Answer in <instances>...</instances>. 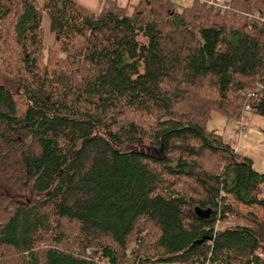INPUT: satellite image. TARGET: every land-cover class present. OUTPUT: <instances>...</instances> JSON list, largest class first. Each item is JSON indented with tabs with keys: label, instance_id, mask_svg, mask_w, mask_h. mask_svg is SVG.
Returning <instances> with one entry per match:
<instances>
[{
	"label": "trees",
	"instance_id": "1",
	"mask_svg": "<svg viewBox=\"0 0 264 264\" xmlns=\"http://www.w3.org/2000/svg\"><path fill=\"white\" fill-rule=\"evenodd\" d=\"M222 3L0 0V264H264V174L207 128L264 118V0Z\"/></svg>",
	"mask_w": 264,
	"mask_h": 264
},
{
	"label": "rangeland",
	"instance_id": "2",
	"mask_svg": "<svg viewBox=\"0 0 264 264\" xmlns=\"http://www.w3.org/2000/svg\"><path fill=\"white\" fill-rule=\"evenodd\" d=\"M37 1L38 3L42 2V0ZM125 2L126 0H120L121 5H124ZM130 2L131 4H134L136 3V0H130ZM191 2L192 0L174 1L179 10L183 7L189 6ZM98 9L99 7L95 10ZM46 25L47 24H45V26ZM45 42L46 45L52 43V36L48 33L47 28ZM248 116L246 121L241 122V120L227 119L215 115L208 122L207 128L210 130H216V132L222 136L224 142L232 144L236 152L239 154L241 153V155L248 156L252 160H259L261 156L264 155V118L256 114H248ZM242 125L245 126V130H241ZM254 168L259 171L262 170L257 166H254Z\"/></svg>",
	"mask_w": 264,
	"mask_h": 264
},
{
	"label": "crops",
	"instance_id": "3",
	"mask_svg": "<svg viewBox=\"0 0 264 264\" xmlns=\"http://www.w3.org/2000/svg\"><path fill=\"white\" fill-rule=\"evenodd\" d=\"M77 2L81 3V5H84L86 8L90 10H95L98 7L97 0H76ZM127 1V0H126ZM126 3V2H125ZM125 5V4H124ZM236 151V150H235ZM238 153V152H237ZM239 154V153H238ZM241 155V153H240ZM244 157L250 158L248 156L242 155ZM251 159V158H250ZM252 160V159H251ZM253 161V168L254 166L260 167L262 169L261 171L254 168V170L260 174H264V155L261 156L259 160H252Z\"/></svg>",
	"mask_w": 264,
	"mask_h": 264
},
{
	"label": "built area",
	"instance_id": "4",
	"mask_svg": "<svg viewBox=\"0 0 264 264\" xmlns=\"http://www.w3.org/2000/svg\"><path fill=\"white\" fill-rule=\"evenodd\" d=\"M170 1L174 2L175 0H170ZM197 1H199L200 3H205L207 5H210L216 9H220L221 11H224L226 9V6H224L222 1H220V0H197ZM248 96H252V94H248ZM244 112H245V114L243 115L241 122H244L247 119L248 112H249V106L248 105L245 106ZM241 130H245V126L242 125ZM259 256H261V255H259Z\"/></svg>",
	"mask_w": 264,
	"mask_h": 264
},
{
	"label": "water",
	"instance_id": "5",
	"mask_svg": "<svg viewBox=\"0 0 264 264\" xmlns=\"http://www.w3.org/2000/svg\"><path fill=\"white\" fill-rule=\"evenodd\" d=\"M195 215L200 219H208L210 216V210H201L199 208L194 209Z\"/></svg>",
	"mask_w": 264,
	"mask_h": 264
}]
</instances>
